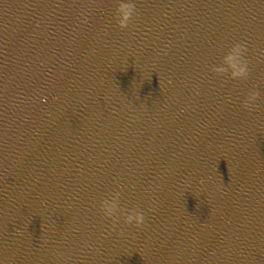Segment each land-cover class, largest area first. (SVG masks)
I'll return each mask as SVG.
<instances>
[{
	"label": "clouds",
	"instance_id": "9594fccd",
	"mask_svg": "<svg viewBox=\"0 0 264 264\" xmlns=\"http://www.w3.org/2000/svg\"><path fill=\"white\" fill-rule=\"evenodd\" d=\"M136 10L134 4L123 3L119 4L116 9V19L118 26L121 30H126L129 27V23L135 15ZM247 48L242 44H236L231 47V50L225 58V63L232 71L231 79L233 80H246L249 76V66L245 59ZM224 72V69L217 70ZM258 93H250L246 103L244 104L245 110H250L256 104L258 99ZM119 193L113 195L110 199H106L100 206L101 213L107 219L118 224L121 220L125 225H134L137 228H141L145 223V216L140 210L126 211L122 209L119 204Z\"/></svg>",
	"mask_w": 264,
	"mask_h": 264
}]
</instances>
